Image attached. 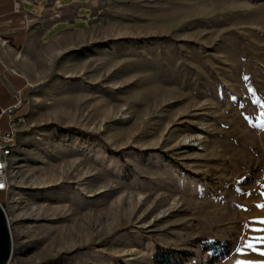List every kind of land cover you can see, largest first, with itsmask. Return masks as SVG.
I'll return each mask as SVG.
<instances>
[{"label": "rangeland", "instance_id": "rangeland-1", "mask_svg": "<svg viewBox=\"0 0 264 264\" xmlns=\"http://www.w3.org/2000/svg\"><path fill=\"white\" fill-rule=\"evenodd\" d=\"M30 55L8 264H230L262 204L264 0H103Z\"/></svg>", "mask_w": 264, "mask_h": 264}, {"label": "crops", "instance_id": "crops-1", "mask_svg": "<svg viewBox=\"0 0 264 264\" xmlns=\"http://www.w3.org/2000/svg\"><path fill=\"white\" fill-rule=\"evenodd\" d=\"M103 0H0V110L28 95L31 81L21 67L30 53L67 34L85 33L100 24ZM9 113L0 117V134L9 131ZM262 204L247 215V226L230 264H264V174L259 181Z\"/></svg>", "mask_w": 264, "mask_h": 264}, {"label": "built area", "instance_id": "built-area-1", "mask_svg": "<svg viewBox=\"0 0 264 264\" xmlns=\"http://www.w3.org/2000/svg\"><path fill=\"white\" fill-rule=\"evenodd\" d=\"M21 103V99H18L17 103L10 109H1L0 117L3 113H9V126L10 129L3 135L0 134V193H9L10 176L9 171L11 169V155L13 153V147L16 144L15 135L17 132V124L24 121V117L18 114V104ZM17 109L15 110V108ZM3 200L0 199V205L3 207Z\"/></svg>", "mask_w": 264, "mask_h": 264}, {"label": "water", "instance_id": "water-1", "mask_svg": "<svg viewBox=\"0 0 264 264\" xmlns=\"http://www.w3.org/2000/svg\"><path fill=\"white\" fill-rule=\"evenodd\" d=\"M12 255L10 226L4 208L0 205V264H8Z\"/></svg>", "mask_w": 264, "mask_h": 264}, {"label": "trees", "instance_id": "trees-1", "mask_svg": "<svg viewBox=\"0 0 264 264\" xmlns=\"http://www.w3.org/2000/svg\"><path fill=\"white\" fill-rule=\"evenodd\" d=\"M128 149H130V147H127V148H125L124 150H128ZM122 152H123V150H119V151H113V153L115 154V155H121L122 154ZM4 198V197H3ZM162 257H163V259H169V258H171V255H169V251H167V250H162ZM54 260H50V261H45L46 263H49V262H53ZM42 264H45V263H42Z\"/></svg>", "mask_w": 264, "mask_h": 264}, {"label": "snow or ice", "instance_id": "snow-or-ice-1", "mask_svg": "<svg viewBox=\"0 0 264 264\" xmlns=\"http://www.w3.org/2000/svg\"><path fill=\"white\" fill-rule=\"evenodd\" d=\"M0 186H2V185H0Z\"/></svg>", "mask_w": 264, "mask_h": 264}]
</instances>
